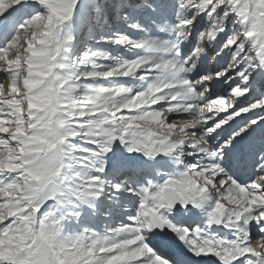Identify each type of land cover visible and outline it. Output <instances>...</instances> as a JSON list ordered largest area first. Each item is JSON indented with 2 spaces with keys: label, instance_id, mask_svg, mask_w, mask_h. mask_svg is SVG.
I'll list each match as a JSON object with an SVG mask.
<instances>
[{
  "label": "snow or ice",
  "instance_id": "1",
  "mask_svg": "<svg viewBox=\"0 0 264 264\" xmlns=\"http://www.w3.org/2000/svg\"><path fill=\"white\" fill-rule=\"evenodd\" d=\"M0 264H264V0H0Z\"/></svg>",
  "mask_w": 264,
  "mask_h": 264
}]
</instances>
